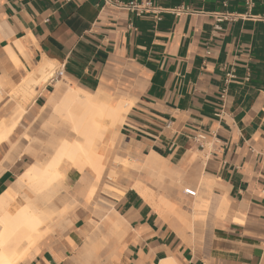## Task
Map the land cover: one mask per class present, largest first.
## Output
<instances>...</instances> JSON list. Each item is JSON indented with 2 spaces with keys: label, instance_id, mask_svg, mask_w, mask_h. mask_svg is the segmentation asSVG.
Masks as SVG:
<instances>
[{
  "label": "crops",
  "instance_id": "1",
  "mask_svg": "<svg viewBox=\"0 0 264 264\" xmlns=\"http://www.w3.org/2000/svg\"><path fill=\"white\" fill-rule=\"evenodd\" d=\"M117 1L150 6L137 14L113 0H0V121L18 117L0 141V195L32 163L23 153L4 160L10 138L32 123L59 81L39 80L20 103L17 85L34 65L52 60L72 84L110 98L118 89L132 101L107 149L136 170L127 176L117 165L101 177L116 173L122 189L109 199L103 227L120 236L98 252L91 221L99 190L87 200L95 177L62 163L65 191L55 205L70 209L39 225L17 264H264V0ZM218 14L233 19L217 23ZM146 174L154 187L143 184ZM164 175L182 188H166ZM114 211L119 228L109 224ZM88 239L92 250L83 254ZM112 253L115 261L106 258Z\"/></svg>",
  "mask_w": 264,
  "mask_h": 264
},
{
  "label": "bare ground",
  "instance_id": "2",
  "mask_svg": "<svg viewBox=\"0 0 264 264\" xmlns=\"http://www.w3.org/2000/svg\"><path fill=\"white\" fill-rule=\"evenodd\" d=\"M15 44L18 50L22 52L21 45ZM7 51L13 62L19 64L20 61L13 50L7 47ZM55 64L54 61L44 58L41 62L34 65L32 70L25 75L22 84L20 83L21 85H17L19 87L16 94L22 99L20 103L35 95V88L33 86L35 83H39V80H48L50 82L51 78L54 76V70L52 68ZM67 82L68 85H66L62 91L61 89L59 90L61 93L58 98L49 96L45 103V107L52 112V114L50 113L51 116L49 120L52 122L61 121L68 128L70 133L66 131L65 135L57 139L55 144L52 145L53 150L51 156L45 163L41 164L38 161L32 162L26 170L21 173L18 179L0 195V264H17L20 257L18 252L20 245L26 242V244H28L27 247H30L35 243V240L39 238L41 232L39 233L38 227L44 219L48 217L51 210L48 212L45 209H43V211L37 209L34 206L33 201L35 200L33 199H35L36 196L41 197L43 203H47L53 199V197H56L58 190L63 187L62 183L64 181L63 175L66 168H60V163L62 161H67L76 169L83 171V173L86 170L89 171L93 177L98 178L100 176L103 169V153H105L103 145L104 135L115 126L122 124L124 115L132 104L131 100L122 97L123 99L121 98L111 105L102 101L104 92L101 88L88 91L72 84L70 81ZM54 85L56 87L57 83L55 82ZM22 111L23 108H21L20 112L22 113ZM17 120L18 117L12 118L9 122L0 121V141L7 137ZM70 136H72V138ZM23 139L27 140V135H24ZM95 143H98L97 149H94ZM160 163L161 162H158L157 166H159ZM95 182H97V180ZM94 185H92L90 189L88 188L89 195L94 190ZM133 187L146 199L152 202L151 198L153 195L151 197L150 194L152 191L149 190V187L148 189L139 181H136ZM20 189L22 192L24 190L28 195L25 197H23V194L22 197L19 196L18 193ZM33 196L34 198H31ZM212 200L211 202L215 204L217 199L213 198ZM50 203H52V201H50ZM218 203L216 202L217 205ZM162 204L164 205L165 203ZM45 205L49 206V204ZM220 205L221 204L218 206ZM113 214L115 218L112 220L110 219L109 224L114 228H119L121 225V217L115 211ZM110 231H112V229ZM92 240L93 239L89 240V242L85 243L79 249L81 253L91 252ZM159 264L173 263L169 261V259H166L162 260Z\"/></svg>",
  "mask_w": 264,
  "mask_h": 264
},
{
  "label": "rangeland",
  "instance_id": "3",
  "mask_svg": "<svg viewBox=\"0 0 264 264\" xmlns=\"http://www.w3.org/2000/svg\"><path fill=\"white\" fill-rule=\"evenodd\" d=\"M52 69L53 70L56 69L55 65L53 66ZM63 78L64 79H62V78L59 79V81L57 82V86L55 87L54 91L51 92V94L49 96H54L56 98H58L60 96L61 91L66 87V85H68L67 80H65L66 78L65 77H63ZM60 89H61V91H59ZM108 93L111 95L112 98H110V96L107 94H103L102 95V101H105L111 105H113L116 102L114 99L124 97L119 92L118 89L113 90V91L108 90ZM50 113L52 114V112L47 107L44 106L40 110L39 114L33 119L32 123L29 124L28 127L23 132H21L19 134L18 133L13 134V136L10 138V141H9L10 158L6 157L4 160L11 161V159H13V157L15 158L19 154L23 153V154L28 155L32 162L38 161L41 164L46 162V160L51 156V153L53 150L52 145L55 144V142L57 141V139H59V137H62V135H65L66 131L70 133L68 128L61 121H56V122L50 121L49 120L50 116H51ZM49 121H50V124H49ZM118 126L119 125L115 126L110 131H107L104 135L103 145H104V152L105 153H103L104 155L102 158V162H103V169L101 171L102 173L98 178L95 177L97 182H95L96 181L95 180V181H93V184H91V185H94V183H95L94 190L92 191V193L90 195L88 194V196H87V200L91 202V200H93L92 199L93 195L95 194L97 189L99 190L100 195L98 196V201H97V198L94 200V201H96L94 203V208L97 211V213H96L97 218L95 220L91 221L92 226L95 228L94 234H96L95 239H97V243H98V246H97L98 252L105 246V243L110 240V237L113 238V237H117V236L119 237L120 236V234L118 235V233H114L111 236H107V234L103 233V231H104L103 227H105V222L108 220V214L107 213L112 209V205L109 202V199L114 198L115 196L116 197L120 196L122 194V189L119 188L118 185L115 183L116 173L110 172L109 176L107 178H104V179L101 178L102 174L107 167H110L111 169H113V167H115L117 165L119 167L121 166V168L123 169L122 170L123 174H126L127 176H129L128 173H130L131 171L135 172V170H136V165L134 162H131L130 160H127V159H122L120 157H117L116 155L110 156L109 148L107 149V145H108L107 141L112 136V134L114 136L115 131L117 130ZM24 135H27V137H28L27 140L23 139ZM70 137L72 138V136H70ZM97 147H98V143H95L94 149H97ZM62 163H66V166L74 167L72 164H70L64 160L60 163V168H63V167H61ZM28 166H26V168ZM26 168L24 169V171L26 170ZM77 170L79 172L83 173V171H81L79 169H77ZM23 172H21V173H23ZM21 173L17 176L16 179H18V177L21 175ZM84 173H88L89 175H91L90 172L87 170L84 171ZM144 173H145V171H144ZM168 178H170L169 175H164V176H162V180H161L165 184L166 188L178 189L179 187H181L178 184L177 180H171V179L167 180ZM63 179H64V177H63ZM14 181L12 183H14ZM143 182H144L143 183L144 185H148L151 188L154 187V185L151 182V178L148 175L145 176ZM62 186L63 187H61L57 192L58 195L61 192L65 191L64 181L62 183ZM89 189H90V187H89ZM155 193H157V192H155ZM18 194L21 197H22V194H23V197L28 195V193L24 192V190L22 192L21 189H20ZM31 198H34V196ZM40 199H41V197H37V196L35 199H33V200H35V201H33L34 206L41 211H43V209H45L48 212L51 210L50 211L51 213L48 215V217H46L44 219V221L49 220L51 218V216H53L54 217L53 221L56 222L58 219L65 216L67 214V211L70 209L69 205H63L60 209L56 207L55 200L58 199L57 195H56V197H53V199L50 200V201H52L53 204L50 203V201L47 203H45V202L43 203L42 199L41 200ZM185 202L186 201H184L181 204H184V206H185ZM43 204L44 205L49 204V206L48 205L44 206ZM175 205L177 207H179L176 203H175ZM98 211L101 213H98ZM184 229H185L184 230L185 233H186V231L190 230L188 227H185ZM185 233H184V235H185ZM184 235L182 237L185 240ZM27 245H26L25 249H23V251L21 253H19L20 254L19 259L22 257L24 252L29 248V247H27ZM20 247H21V245H20ZM106 258H110L113 261H115L116 255L114 253H112L111 255L106 256ZM104 259H105V257L102 256L99 263H102ZM85 263L90 264L91 260L86 259Z\"/></svg>",
  "mask_w": 264,
  "mask_h": 264
},
{
  "label": "built area",
  "instance_id": "4",
  "mask_svg": "<svg viewBox=\"0 0 264 264\" xmlns=\"http://www.w3.org/2000/svg\"><path fill=\"white\" fill-rule=\"evenodd\" d=\"M113 1H114L115 4H117L118 7L133 9V10L136 11L137 14L140 13L142 10H144L147 7L150 6V2L149 1H146L143 5L136 4L133 1H130L128 3H123V2H120V1H117V0H113ZM225 19H233V17H231L230 15H226V14H218L216 16L215 20H216L217 23H219V22H221L222 20H225ZM215 27L219 28V25L216 24ZM63 74H64V66H60V67H58V68H56L54 70V76L51 78V80L61 79L63 77ZM197 138L198 139H203V136L201 134H199L197 136Z\"/></svg>",
  "mask_w": 264,
  "mask_h": 264
}]
</instances>
